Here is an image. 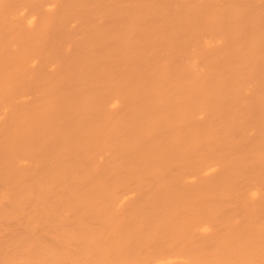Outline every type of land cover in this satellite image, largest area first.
<instances>
[{
    "label": "bare ground",
    "instance_id": "bare-ground-1",
    "mask_svg": "<svg viewBox=\"0 0 264 264\" xmlns=\"http://www.w3.org/2000/svg\"><path fill=\"white\" fill-rule=\"evenodd\" d=\"M0 264H264V0H0Z\"/></svg>",
    "mask_w": 264,
    "mask_h": 264
}]
</instances>
